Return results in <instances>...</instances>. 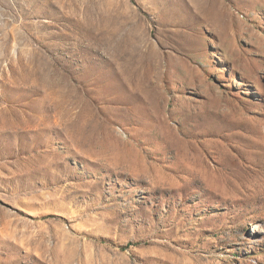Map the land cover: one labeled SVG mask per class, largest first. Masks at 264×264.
Masks as SVG:
<instances>
[{
    "label": "rangeland",
    "instance_id": "374dc122",
    "mask_svg": "<svg viewBox=\"0 0 264 264\" xmlns=\"http://www.w3.org/2000/svg\"><path fill=\"white\" fill-rule=\"evenodd\" d=\"M0 264H264V0H0Z\"/></svg>",
    "mask_w": 264,
    "mask_h": 264
},
{
    "label": "bare ground",
    "instance_id": "6f19581e",
    "mask_svg": "<svg viewBox=\"0 0 264 264\" xmlns=\"http://www.w3.org/2000/svg\"><path fill=\"white\" fill-rule=\"evenodd\" d=\"M198 153V148L196 146H188L187 147V152L183 158V160L187 161V163H189L190 165H192L193 167H200L203 164V160L194 156V158L191 157V155H196ZM212 173H214L216 170L213 169L211 170ZM205 174H209V170L207 168H205Z\"/></svg>",
    "mask_w": 264,
    "mask_h": 264
}]
</instances>
